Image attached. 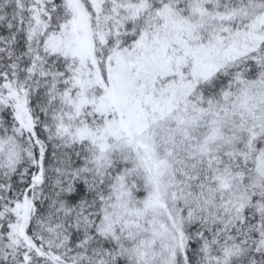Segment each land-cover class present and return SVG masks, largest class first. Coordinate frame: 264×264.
I'll return each mask as SVG.
<instances>
[{
    "label": "snow or ice",
    "instance_id": "obj_1",
    "mask_svg": "<svg viewBox=\"0 0 264 264\" xmlns=\"http://www.w3.org/2000/svg\"><path fill=\"white\" fill-rule=\"evenodd\" d=\"M0 264H264V0H0Z\"/></svg>",
    "mask_w": 264,
    "mask_h": 264
}]
</instances>
